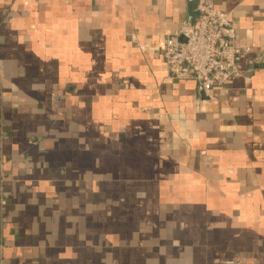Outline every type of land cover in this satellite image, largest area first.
Here are the masks:
<instances>
[{
  "label": "crops",
  "instance_id": "crops-1",
  "mask_svg": "<svg viewBox=\"0 0 264 264\" xmlns=\"http://www.w3.org/2000/svg\"><path fill=\"white\" fill-rule=\"evenodd\" d=\"M198 1L0 0V264H264V0H208L207 92L160 53Z\"/></svg>",
  "mask_w": 264,
  "mask_h": 264
},
{
  "label": "built area",
  "instance_id": "built-area-1",
  "mask_svg": "<svg viewBox=\"0 0 264 264\" xmlns=\"http://www.w3.org/2000/svg\"><path fill=\"white\" fill-rule=\"evenodd\" d=\"M196 9L193 25L183 22L164 39L161 57L169 78L193 81L204 92L225 90L239 73L237 59L242 53L235 45L236 27L208 0H199Z\"/></svg>",
  "mask_w": 264,
  "mask_h": 264
},
{
  "label": "water",
  "instance_id": "water-1",
  "mask_svg": "<svg viewBox=\"0 0 264 264\" xmlns=\"http://www.w3.org/2000/svg\"><path fill=\"white\" fill-rule=\"evenodd\" d=\"M196 15H198V12H197V9H196ZM193 23H194V20L193 21H190V25H193ZM261 66H263V65H261Z\"/></svg>",
  "mask_w": 264,
  "mask_h": 264
}]
</instances>
